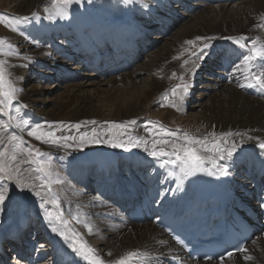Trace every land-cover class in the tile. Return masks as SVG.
I'll use <instances>...</instances> for the list:
<instances>
[{
	"label": "bare ground",
	"instance_id": "1",
	"mask_svg": "<svg viewBox=\"0 0 264 264\" xmlns=\"http://www.w3.org/2000/svg\"><path fill=\"white\" fill-rule=\"evenodd\" d=\"M44 1L51 2L48 16L54 18L50 21L55 23L54 26L68 31L61 40L52 38V29L46 25L48 16L45 18L38 13ZM1 2L4 10L12 9L9 0ZM179 9L182 10V18L176 21L174 18ZM184 10L193 14L183 13ZM57 12H66V18H60ZM32 13H36L37 18L31 21L51 37L50 41L43 47L21 54L17 43L21 37L12 36L8 43L16 46L23 60L4 56L11 65L8 69L13 74V80L21 90L18 92L19 103L26 105L21 108L20 117L31 124L45 125V130L49 124L55 127L54 122L59 121L68 124L95 121V124H83L80 131L91 133L95 128L100 139L111 137L114 142L120 138V130L114 127L113 122L121 124L135 120V125L128 126L130 134L149 139V147L152 136L145 131V126L156 119H167V124L164 122L167 126L162 125L166 129H179L200 137L210 132L241 133V137L234 135L228 139H235L239 143L243 138L242 147L238 148L231 160L219 161L228 167V174H217L215 178L231 189L235 205L244 207L250 203L255 186L264 184V151L258 147V143L264 140V90L258 87L241 88L239 85L248 81L236 70V66L244 67L243 56L252 46L253 39L257 41V47L264 45V0H132L130 4L125 0H73L67 7L58 0H33L28 16ZM154 26L165 28L162 38L168 37L178 26L180 28L166 38L161 48L152 51L150 49H155L157 43L150 42L148 48L144 40L145 32ZM196 37L212 39L199 41L197 49L189 52L193 44L186 41L196 42ZM227 37H247L241 41L247 47L241 48ZM155 38L161 37L158 35ZM140 41L146 57L155 55L150 58L149 64L126 73L133 62L140 58L138 51L135 55ZM206 42L211 46L206 49L205 57L201 60L193 56L192 53L198 52ZM26 43L27 40H24ZM219 47L221 52L218 51ZM176 54L182 57L174 58ZM168 59L167 71H175L178 82L183 75L184 81L191 87L186 95L183 94L181 113L171 107L155 112L150 108L159 99V92L165 88L166 81L158 70ZM206 63H210L206 75H212L211 82H202L201 73ZM85 64H91L93 71L98 70L97 73L89 72V75L95 73L96 78L90 76L78 82L77 70ZM31 65L40 69V79L37 78L36 84H30V78L26 75ZM68 66L74 69H68ZM103 67H108L109 71H103ZM148 67L153 69L149 70ZM252 71H264V61L256 60ZM144 72H148V79L138 83L137 74ZM57 75L64 77L66 96L49 106L44 99L38 98L40 83H51ZM197 82L202 84L203 91L192 99V90ZM120 83L121 87L118 85ZM130 84L133 86L131 90L128 88ZM91 90L101 97V101H94V96L87 92ZM195 90L194 93H197ZM188 104L199 108L198 112L189 111ZM153 123L149 126L159 128ZM12 133L31 139L55 153L66 154L71 175L80 173L83 186L70 187V193L78 199L74 211L55 193L57 183L53 184L51 192L45 191L44 200L50 203L41 208L44 200L35 195L40 190L38 187L22 191L14 181L8 182V208L0 214V234L5 244L17 247L20 257L1 264H87L68 247L58 232L52 231V225L45 217L46 211H51L54 216L62 215L68 222L66 227L82 235L105 264L130 250L148 254L141 258L139 264H264V232L246 244L247 253L233 254L223 261L194 262L154 221H130L129 213L138 207H147L154 212L171 209L188 197L191 191L189 182L193 175L184 178L178 186V173L173 166L161 167L160 160L147 151L139 147L126 150L110 143L86 144L78 150H65L37 141L27 135V130L21 132L14 127H11L5 141ZM60 134L57 132V135ZM64 134L77 135L74 128L70 133L64 130ZM22 159H28L27 154H23ZM35 167L28 163L20 164L21 175L29 184L33 183V178L41 175L34 171ZM170 172L174 174L169 175ZM39 183V179H35V184ZM92 185L100 191L90 190ZM57 200L59 205L56 204ZM30 207L33 208L31 213ZM31 215L36 219L34 237L29 231ZM58 227L63 229L64 226ZM11 233L18 238L17 241H12ZM23 236L26 246L21 244ZM36 239L44 242L38 243ZM99 241L102 246L94 248L93 242ZM32 249L36 253L32 254ZM2 251L10 250L9 247L2 250L0 245V262L5 259ZM244 255H251L253 259L244 260ZM27 257L33 259L27 260Z\"/></svg>",
	"mask_w": 264,
	"mask_h": 264
},
{
	"label": "snow or ice",
	"instance_id": "2",
	"mask_svg": "<svg viewBox=\"0 0 264 264\" xmlns=\"http://www.w3.org/2000/svg\"><path fill=\"white\" fill-rule=\"evenodd\" d=\"M126 3H132V0H125ZM65 7L72 3V0H62ZM60 18H66V12H57L56 14ZM37 18L36 13H32L31 16H8L5 14H0V23L6 25L8 29L13 32H19L23 34L22 25L29 23L30 20ZM49 20L53 19L52 15L47 17ZM264 19V17H262ZM212 38L209 37H196V40L209 41ZM227 39L233 40L241 48L247 47L245 44L241 43L242 40H246L247 37H227ZM187 44H194L195 41H186ZM6 45V47H5ZM251 47L247 48V54L243 56L242 63L244 65L241 68L240 65L236 66V70L241 72L244 79L248 81L247 84H240L241 88H259L264 90V71L259 73L252 71L253 63L256 60L264 61V45L257 47V41L253 39L251 41ZM211 45L209 43H204L198 50V52H193V56H197L198 59H203L205 57L206 49ZM20 53L16 50V46L12 43H8L7 38L0 37V56H19ZM25 59H27L25 57ZM185 64L188 63L187 60L184 61ZM11 65L5 59H0V114L6 116V119L0 120V130L6 131L10 127L20 129L21 132L27 130V135L34 137L37 141H41L45 144H50L58 148L78 150L83 148L86 144H96V143H110L114 147L125 148L129 147H142L151 155L153 158L160 160L161 167H167L169 165L173 166L177 174L178 186L183 183L184 178L194 175L196 172H207L209 175H227L228 167L226 165L220 164L219 161H228L233 158V156L238 151L239 147H242L244 140L241 138L239 143L235 139H228L234 135L241 137V133H220L215 132L208 133L207 136L200 137L195 134H191L187 131L170 130L164 128L162 125L159 128H154L151 125L153 122H149V125L145 126V131L151 134V146L149 147V139L144 137H133L129 132V125H135L136 121H128L121 124H115L114 127L118 128L120 131L118 133L119 139L114 138L100 139L97 136L96 129L93 128L91 133L81 132L80 129L85 123L95 124V121L81 122L77 124H68L64 121L54 122L55 127L52 124L47 126L45 130V125L41 124H31L29 120L20 117V111L22 107L26 105H17L14 107V102L18 100V89L13 80L10 78L11 73L7 72V68ZM26 66V65H22ZM196 67H199L197 65ZM173 76L176 73L172 74ZM18 79V78H17ZM181 83H178L175 87L171 89V97L177 98L173 100L169 99V104L173 108H177V100L182 101L184 99V94L187 93L190 85L184 81L183 75L179 78ZM178 89L180 91H178ZM163 106V105H161ZM157 125L160 122H155ZM76 130L77 135L64 134V130L69 133L72 129ZM111 131V129H109ZM57 132H61L57 135ZM126 137V139H124ZM171 137L173 139H168ZM248 139H253V137H248ZM2 143V141H0ZM27 142L24 140L23 136H18L12 133L8 139V144L12 145V149L9 150L4 147L0 150V211L3 210V205L8 198V188L6 184L8 182L14 181L16 186L22 191L25 188L38 187L40 190L35 192V195L44 200L45 191L51 192L52 186L55 183H63L64 181L60 178L59 173H55L56 179H53V169L51 162L49 161L47 166H45V161L40 159L46 156V153H42L38 148H33L31 146L25 147ZM259 148L264 151V142L259 143ZM22 154H27L28 159H22ZM21 163H28L35 165L34 171L40 173L36 178H33V183L29 184L21 175ZM170 172L169 175H173ZM35 179H39L40 183L35 184ZM50 203L44 200V203L40 205L41 208L45 207V204ZM59 205V200L56 201ZM261 208H264V203L260 204ZM46 219L52 225V231L58 232V234L63 237L67 242L68 247L83 260L87 261V264H105V261L99 257L83 236L78 232L67 228V221L63 219L62 215H53L51 211H46ZM58 225L64 226L63 229L58 227ZM91 232V228H89ZM69 232L71 234H69ZM183 243V241H179ZM235 251L241 253H247L248 249L246 247L236 248ZM111 255V253H109ZM147 253H141L136 251H127L121 255L118 259L110 261L109 264H139L142 257H146ZM233 252H227V256L231 257ZM221 261L224 260V256L220 257ZM244 260H252L251 255H244Z\"/></svg>",
	"mask_w": 264,
	"mask_h": 264
},
{
	"label": "rangeland",
	"instance_id": "3",
	"mask_svg": "<svg viewBox=\"0 0 264 264\" xmlns=\"http://www.w3.org/2000/svg\"><path fill=\"white\" fill-rule=\"evenodd\" d=\"M9 1H10V4L12 5V9L11 10H4L5 7L2 4L3 2H1V4H0V14H5V15H8V16H28V11L31 9V5H32V1L33 0H9ZM58 1L62 2V0H58ZM50 5H51V2L50 3L49 2H45V1L42 2L41 6H40V8L38 10V13L42 17L46 18L48 16L49 6ZM180 12H182L181 9H179V12H177L175 14V18L174 19L176 21H179L182 18V15H181ZM184 12L187 13V14H190V13L193 14L192 11H188V10H184L183 13ZM185 19H183L182 21H184ZM46 25L49 26V28L52 29V38L54 40H61L62 36L66 35V32L68 33L66 28L56 27V26H54L55 23H53L50 20H46ZM180 26H178L173 31H171L169 33L168 37H164V38H162V37L164 36V32L166 31L165 28L159 29L158 26H154L153 28L150 27L149 30L147 32H145L146 38H145V36H143V40L145 38V40H144L145 43L144 44L148 46V44L150 42H156L157 43V45H156L157 47L155 49H150V50H152V51L153 50H157L158 48H161L162 45H164V43L166 42V38H169L177 29L180 28ZM22 29H23V34H21L19 32H13L10 29H8L6 27V25H4L3 23H0V37L7 38L8 42H9V40H10V38L12 36L21 37V39H17V43H18V46L20 47V53L21 54L25 53V52H27L29 50H34L36 48L43 47L51 39V37L49 35H47V33L45 34L44 32H42V30H43L42 28L36 26L31 20L29 21V23H27L25 25H22ZM161 30L163 32H161ZM44 34L46 36H44ZM158 35L161 38H155V36H158ZM24 40H27L26 44H24ZM141 41L139 43V46L137 44V46H136L137 49L135 51V55H137V51H138V57L140 56V58L136 59V61L133 62V65H131L127 69L126 73L129 72V71L130 72H134L135 70H138L139 66L144 65V64L145 65L149 64L150 63V58H152L153 55H155V54H153L152 57H149V58L146 57L147 54L144 52L145 50L142 48V45H141L142 42ZM199 41H204V40H197L192 45V47H191L192 49L190 48L191 50L189 52H192L193 50L197 49V47L199 46ZM148 48H150V46H148ZM218 51L219 52L222 51L221 47L218 48ZM189 52H188V54H190ZM176 55L177 56H174V58H181L182 57L181 54H176ZM14 57H16L17 60H23V58L20 57V56H18V57L14 56ZM0 59H4V56H0ZM168 63H169V59L166 60L165 63L162 65V68H160L158 70L159 75L166 82H165V88L162 90L161 93L159 92V94H158L159 99L155 100V103H153L152 106H150V108H151V110L153 112H155V111H157L159 109H167V107H171L170 104H169V99L168 98H171L173 100L177 99L175 97H171V89L173 87H175L178 83H180V81L178 82V74L175 71H170V70L167 71ZM32 64H34V61L32 62ZM72 67L68 66V69H74ZM107 68L108 67H103V71L105 70V71L108 72L109 68L108 69ZM209 68H210V63H206V64L203 65V71L201 73L202 82H204V81L208 82V80H209V82L212 81V75H206L207 72L210 70ZM93 69L94 68L91 67V64H85L81 69L77 70V72H78V82H82L84 80V78H87V77H90V76L96 78V74L95 73H97L98 70L93 71ZM151 69H153V68H149V70H151ZM91 71L95 72V73L92 74V75L91 74L89 75V72H91ZM7 72L11 73L10 69L7 68ZM147 73L144 72L141 75L136 73L138 76L136 78L137 80L136 79L135 80L138 83H140L141 81L144 82L146 79H148ZM173 73H176V75L173 76L172 75ZM210 74H212V73H210ZM26 75H27L28 78H30L29 79L30 84H34L35 82L38 83L37 78L40 79V77H38V75H40V69H38L34 65H31L30 68H29V71H27ZM12 76H13V74L11 73V77L10 78L13 80ZM63 80H64V77H62L61 75H57L55 78H53L51 83H45V82L40 83L41 93H39L38 98L44 99L45 102L47 103V105H49V106L55 105L56 102L60 101L62 98H64L66 96L65 86L67 84ZM13 82H14L15 86L17 87V84L15 83L14 80H13ZM198 84H199V82H197V84H196L197 86L193 87L192 94H194V98H192V99H195L197 94H199L201 91H203L202 84H199V85ZM118 85H119V87L122 86L121 83L118 84ZM131 87H133L132 84L128 85V88L130 90H131ZM190 88L191 87H189L188 89L190 90ZM194 89H196L195 91L197 93H194ZM189 90H187V92ZM178 91H180V90L178 89ZM87 92L90 93L92 96H94L93 98H94L95 102L101 101V97L98 96L97 93L93 92V90L87 91ZM182 94H184V93H182ZM19 102H20V99H19V95H18V100L14 102V107L17 106V105H20L21 103H19ZM161 105H163V106H161ZM181 105H182V102L177 100V108H174V109H177V111H179V113L182 112L181 111ZM171 108H173V107H171ZM188 109H189V111L198 112L199 108H193V107H191L190 104H188ZM151 116H153V115H151ZM181 116H183V115L181 114ZM4 119H6V116L0 114V120H4ZM148 119H151V118H148ZM155 122H160L159 126L160 125L167 126L166 125L167 124V119L166 120L156 119ZM155 122L153 124H156ZM10 129H11V127L8 128L6 131L0 130V141H2V143H0L1 150L4 147H7L9 150L12 149V145L8 144V140L5 141L8 133L10 132ZM24 140L27 142L24 145L25 147L31 146L34 149L38 148L42 153H46L47 154L46 156H43L40 159L45 161V166H47L48 162L50 161L52 169H53V177H56L55 173L58 172L59 175H60V178L64 181L63 183H57L54 186L55 193L57 195H59L63 199V202L65 203L66 206H68L72 210L75 209L74 211H76L77 206H76L75 203H76V201H78V199H75L72 196V194L70 193L71 192L70 187H72L74 185H78L79 187H81V186H83V184L80 182V178H81V174L80 173H77L74 176L71 175V173H70L71 170H70V168L67 165V162L69 161L68 156L66 154L55 153L52 150L41 146L40 144H38L37 142H35V141L31 140V139L24 138ZM138 149L145 150L142 147H139ZM85 180H86V178H84V181ZM69 183H71L70 186H69ZM8 186H9V183L6 184V187H8ZM87 189H90V188H87ZM90 190H93L95 192L100 191V189L98 187L94 186V185H92ZM5 208H8V204H7L6 201H5L4 205H3V210L0 211V214H3L5 212ZM31 212H33V208L32 207H30V213ZM30 218H31V222H30L31 223V228H29V231L32 232V234H33V230H34L33 227L35 226L36 219L32 215L30 216ZM32 237H34V234L32 235ZM22 238H24V236ZM22 238H21V240H22ZM36 241L38 242L37 239H36ZM39 242L42 243L44 241H39ZM24 244H25V246L27 244L26 243V238L23 241V245ZM92 246L94 248L96 247L97 249H99L102 246V243H100V241L99 242H93ZM31 251H33V249ZM34 253H36V250L32 252V254H34ZM11 259L13 260L14 257L11 256ZM32 259L33 258H31V257L29 259L27 257V260H32Z\"/></svg>",
	"mask_w": 264,
	"mask_h": 264
}]
</instances>
